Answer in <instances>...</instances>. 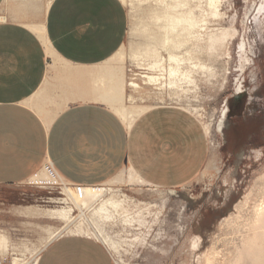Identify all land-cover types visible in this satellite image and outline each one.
Segmentation results:
<instances>
[{
	"label": "rangeland",
	"instance_id": "1",
	"mask_svg": "<svg viewBox=\"0 0 264 264\" xmlns=\"http://www.w3.org/2000/svg\"><path fill=\"white\" fill-rule=\"evenodd\" d=\"M122 3L129 23L118 53L96 68L84 69L81 77L62 72L63 62L56 55H49L53 62L49 64L47 78L29 103L50 118L66 102L110 97L120 100L131 111L150 107L145 113L171 107L189 113L208 141L203 169L194 179L175 188L130 184L127 179L107 186L116 190L123 201L126 218L141 221L125 225L122 215L107 223L104 229L116 243L117 254L107 251L113 264H205L204 256L212 250L220 261L231 259L241 246L243 234H235V225L227 220L237 215L236 207L264 174V0H215L212 8L207 0ZM188 14L194 27L187 32L182 31L184 23L174 31L166 27L169 22L163 16L180 18ZM167 32L174 41L165 40ZM223 34L225 41L209 50V36L218 38ZM170 53L179 58L180 67L191 78V82H180L173 89L166 86ZM153 64L157 65L151 68ZM199 65L205 67L203 72L193 69ZM144 76L161 77L162 86L146 85ZM130 82L141 89L131 88ZM240 87L243 92L236 94ZM175 94L178 100L173 99ZM224 108L227 122L221 136L216 127ZM206 126H210V134ZM65 186L75 187L67 182ZM49 187H63L50 168L30 182L9 189L42 192V188ZM3 188L0 187V202H13ZM81 209L74 213L75 223L88 226L90 210ZM11 226L7 235L16 248L1 258L19 259V264L31 260L46 237L62 227L61 223L48 220H29ZM64 238L70 237L59 239Z\"/></svg>",
	"mask_w": 264,
	"mask_h": 264
},
{
	"label": "crops",
	"instance_id": "2",
	"mask_svg": "<svg viewBox=\"0 0 264 264\" xmlns=\"http://www.w3.org/2000/svg\"><path fill=\"white\" fill-rule=\"evenodd\" d=\"M128 23L120 0H0L3 190L30 182L50 164L63 182L80 187L102 185L124 168L132 169L146 184L165 189L184 185L201 172L208 141L197 120L183 110L152 109L127 129L101 104H70L49 123L28 104L53 62L32 27H44L51 50L61 62L91 67L119 51ZM27 211L31 209L24 204L0 202V239L6 242L0 241V257L16 248L7 231L14 223L23 225L32 220L25 217ZM16 260L13 264H19ZM36 264L113 261L101 244L70 237L45 247Z\"/></svg>",
	"mask_w": 264,
	"mask_h": 264
},
{
	"label": "bare ground",
	"instance_id": "3",
	"mask_svg": "<svg viewBox=\"0 0 264 264\" xmlns=\"http://www.w3.org/2000/svg\"><path fill=\"white\" fill-rule=\"evenodd\" d=\"M120 1L122 2L124 0H120ZM207 1L209 8L214 7L215 0H207ZM214 14L216 13H213L212 15ZM163 18L168 19L169 23L166 27L169 28L171 31H174L176 28H178L179 25H182L183 23L186 24V27L182 28L183 32H187L190 28L194 27L193 20L189 18V14L180 18L171 17L170 15H165L163 16ZM146 27L149 28L150 26L147 25ZM31 31L40 39V41L46 47L48 55H55L54 52L51 50V46L46 38L44 27L34 26L32 27ZM151 34L152 33H150V35ZM142 35L143 38H146L145 37L146 33L144 34L143 32ZM171 35L172 34H169V32L166 33L165 40L167 42L174 41L173 40L174 37L173 35L172 36ZM223 35H220L221 37L218 38L213 37V35L212 36L208 35L210 37L209 38L210 45L208 46L209 50L212 49L214 45L216 46L217 43L225 41L224 39H226V35H224L225 37ZM157 38L159 41L161 40L159 34H157ZM173 46H176V44H173ZM117 53L118 52H116L115 54ZM115 54L109 60H111L115 56ZM168 60L170 61V66L167 70L168 82L166 83V86L169 89L176 88L178 86V83L180 82H187V83L191 82L189 72L184 71L180 67L179 65L180 61L178 57L170 53ZM156 65L157 64H153L151 68L156 67ZM92 68H96V67L71 66L66 63H62L60 65V70L62 72L63 71L70 72L72 76H76V77L83 76L84 69H92ZM194 68L195 69L200 68L202 71L204 70L205 67L199 65V67H193V69ZM210 76H212V74L209 75L208 77ZM160 78L161 77H157V76H144L146 85L161 84L159 83V81L161 80ZM95 82H97L96 79H94V83H93L96 86ZM128 85L135 90L141 89V87L134 82H130L128 83ZM242 92L243 90L241 87L237 88L236 94H240ZM178 98L179 96H177L176 94L173 97V99L175 100H178ZM161 100L162 99L160 98L158 99L159 102ZM82 102H88L89 104L90 103L101 104L109 108L111 111H113V113H115L119 117V119L122 121V123L125 125L127 129H130L136 118L140 116L141 113L150 109V107H146V108H142L140 111H131L122 102H120V100H116L115 98L110 97L101 100L83 99V100L66 102L64 103L63 107H60L59 112L62 109L69 106L71 103H82ZM28 104L46 123H49L54 118V117L50 118L47 114L37 111L35 106H32L29 102ZM226 122H227V109L224 108L221 112V115L218 120V125L216 127V132L221 136H224ZM209 127L210 126H206V132L208 134H210ZM241 157L242 156H239V159ZM43 169H47V166H45ZM133 173L134 172L130 168H124L120 170L112 179H110L109 181L98 187H94V186L67 187L65 186V183L62 181V179L55 174L57 180L62 182L63 187L42 188V190H44L42 192L23 191V190L8 191L9 197L13 201V203L24 204L25 206H27V208L30 207L31 211L30 212L27 211L25 217L32 220L39 219V220L55 221L61 223L62 225L60 229H58L56 232H52L51 234L48 235V237H46V239L43 241V244L41 245L37 253L34 255V257H32V259L26 262L25 264H36L40 252L45 247H47L53 241L59 238H63L65 236L84 237L86 239L93 240L104 246L112 254H117V245L113 241V239L106 233L104 226L107 223H111V221L114 220L115 216H122V215L124 217L122 223L125 225H131V223H133L134 221L140 224L141 221L140 218H135V219L126 218L127 210L124 208L122 204L123 201L117 197V191L106 187L116 183H120L124 179H127V181L130 184H146L139 177H135ZM251 201L253 202L250 208L248 209V211L245 210L249 207L248 205H250ZM95 204L96 206L93 207V205ZM82 207H85L86 210H90V215H89L90 223L88 226H84L81 222L75 223L74 213L77 210L78 211L83 210L81 209ZM236 209H237V215L234 218L227 220V223L235 225L234 226L235 234H243L241 246L235 249L233 257L231 259H224L221 261L218 260V254L214 250H212L210 253L204 256L205 264H264V174L260 177L259 181L254 185L253 190L250 191L249 195L244 199L243 202H241V204H239L236 207ZM244 211H247L246 215H243ZM0 241H4V244L6 243L4 238H1ZM16 261H20V260L17 259Z\"/></svg>",
	"mask_w": 264,
	"mask_h": 264
},
{
	"label": "built area",
	"instance_id": "4",
	"mask_svg": "<svg viewBox=\"0 0 264 264\" xmlns=\"http://www.w3.org/2000/svg\"><path fill=\"white\" fill-rule=\"evenodd\" d=\"M49 168L53 171L51 164H50ZM53 173H54V171H53ZM0 264H13V259H10V261H8L6 258L0 257Z\"/></svg>",
	"mask_w": 264,
	"mask_h": 264
},
{
	"label": "flooded vegetation",
	"instance_id": "5",
	"mask_svg": "<svg viewBox=\"0 0 264 264\" xmlns=\"http://www.w3.org/2000/svg\"><path fill=\"white\" fill-rule=\"evenodd\" d=\"M234 140H235V138H234ZM234 143H235V141H234Z\"/></svg>",
	"mask_w": 264,
	"mask_h": 264
}]
</instances>
